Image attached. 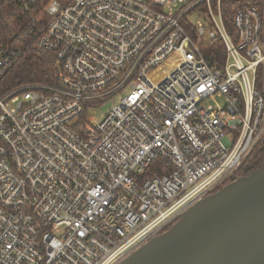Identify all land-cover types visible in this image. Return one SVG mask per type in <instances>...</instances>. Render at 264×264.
<instances>
[{
    "label": "built area",
    "instance_id": "obj_1",
    "mask_svg": "<svg viewBox=\"0 0 264 264\" xmlns=\"http://www.w3.org/2000/svg\"><path fill=\"white\" fill-rule=\"evenodd\" d=\"M8 2L59 70L4 90L23 51L0 42V264H118L263 137L264 0H240L232 31L222 0Z\"/></svg>",
    "mask_w": 264,
    "mask_h": 264
},
{
    "label": "water",
    "instance_id": "obj_2",
    "mask_svg": "<svg viewBox=\"0 0 264 264\" xmlns=\"http://www.w3.org/2000/svg\"><path fill=\"white\" fill-rule=\"evenodd\" d=\"M118 264H264V163L194 202Z\"/></svg>",
    "mask_w": 264,
    "mask_h": 264
},
{
    "label": "trees",
    "instance_id": "obj_3",
    "mask_svg": "<svg viewBox=\"0 0 264 264\" xmlns=\"http://www.w3.org/2000/svg\"><path fill=\"white\" fill-rule=\"evenodd\" d=\"M241 4L243 3H240V0H222V16L229 31L233 29L232 15ZM0 42L13 44L23 51L1 80L4 90L29 82L51 83L56 80L59 66L55 54L50 50L40 49L29 41L18 17L12 12L8 0H0ZM205 44L207 46L204 52L205 55L214 63L223 64L225 56L223 43L216 39ZM263 163L264 135L244 160L241 167L235 171L226 183L249 174Z\"/></svg>",
    "mask_w": 264,
    "mask_h": 264
},
{
    "label": "rangeland",
    "instance_id": "obj_4",
    "mask_svg": "<svg viewBox=\"0 0 264 264\" xmlns=\"http://www.w3.org/2000/svg\"><path fill=\"white\" fill-rule=\"evenodd\" d=\"M189 19L191 21L192 24L196 25L198 22L201 21V19L196 16V15H190ZM121 95H117L115 97L112 98V100L107 101L106 105H102V106H97V107H90L87 111V119L88 122H95V121H99L102 117V114L113 104L119 101ZM222 103L221 98L220 97H214L213 99H209L206 101V104H220ZM247 158V157H246ZM245 158V159H246ZM244 163V161H243ZM242 163V164H243ZM241 164V165H242ZM241 165L239 167H241ZM238 167V168H239ZM238 170V169H237Z\"/></svg>",
    "mask_w": 264,
    "mask_h": 264
}]
</instances>
